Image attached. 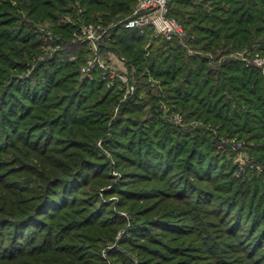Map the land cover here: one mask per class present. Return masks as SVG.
<instances>
[{"label":"trees","instance_id":"16d2710c","mask_svg":"<svg viewBox=\"0 0 264 264\" xmlns=\"http://www.w3.org/2000/svg\"><path fill=\"white\" fill-rule=\"evenodd\" d=\"M135 1L0 0V264H105L90 241L122 225L146 264H264V75L233 56L264 55V0H173L184 44L125 28ZM46 20L64 49L42 60ZM81 24L104 28L100 51L134 71L126 101L101 71L80 76ZM161 100L189 123L166 122ZM228 136L249 159L239 176L218 148Z\"/></svg>","mask_w":264,"mask_h":264},{"label":"rangeland","instance_id":"374dc122","mask_svg":"<svg viewBox=\"0 0 264 264\" xmlns=\"http://www.w3.org/2000/svg\"><path fill=\"white\" fill-rule=\"evenodd\" d=\"M135 3H136V1H135ZM134 6H135V4H134ZM134 6H133V8H134ZM129 15H128V17H129ZM50 26H51L50 22L47 20L35 24L36 32L39 34V35H37V37L38 38L40 37L43 40V43L41 42L42 45L40 46V55H39L40 56L39 58L42 60L49 59V58L53 57L57 52H60L62 49H64V45H62L59 42L60 36L55 34ZM106 36H107V34L104 37L105 39H106ZM187 36L189 37L188 34H187ZM104 40H103V42H104ZM71 42H74V39H72ZM100 45L103 46V43L100 42V44H99V52H100L99 54L103 55L106 58L111 57V58L117 59L119 67L123 68L124 71L126 70L127 73L130 74L131 77L134 79V82H135L134 83V90L132 93H129L127 95L125 94V90H123V91L120 90L119 85L117 86L115 84V85L108 86V84L106 82V87H108V88L117 87L121 91V98H120L119 102H124L131 97V95L135 92V89H136V81H135V77H134L135 75H133L134 71L129 70L127 65L125 64V61L123 60V58H121L119 55H117L113 51L110 50V51L105 52V53L100 51ZM90 54H91V51H89V53L87 54V57L85 58L83 64L80 66V72H81V68L86 64L87 58ZM253 55L254 56L252 58H250L248 56V54H244L243 52H234L233 56L240 58L247 65H253V66L259 68V66L257 64H255L252 59L257 55L259 56V58L264 59V55H261L259 53H255ZM31 72H32V68L26 67L22 72H19V77L23 78L24 76L29 75ZM261 72H262V70H261ZM101 74H102V72H101ZM262 74H263V72H262ZM80 76H81V73H80ZM149 81L152 83L156 82V81L152 80L151 77L149 78ZM159 104H160V110L162 113V118L166 122L173 124V125H177V126H184V125L189 123V122H186L184 120V117L182 116V114L180 112L173 111V109H171L172 107L168 101H165V100L162 101L161 100L159 102ZM117 109H118V107L115 108V114L117 113ZM192 123L195 126L196 125H198V126L203 125L197 121H193ZM207 127H209V126H207ZM96 143H97V146L101 150L102 149L101 140H98ZM224 146H227L228 148L234 150L235 156L232 158V164H235L238 167V169L235 171V176L241 175L242 172H244V169H245L244 166L246 164H248V162H249L248 156L244 150V142L236 139V137H229L228 136V137L221 138V145H218V148H222ZM103 151L105 152L106 156L109 159H112V157L110 156V154L107 150H103ZM260 171H261V168L258 167L257 172L260 173ZM109 174H111V176L113 177L112 183H114V182L117 183L120 180V177H121L120 172L115 167H113V165H112V167H110ZM110 186H111V184L106 186V188H109ZM104 187L99 189V194H100L99 197L102 199V201L107 202L108 204L110 203V205L112 206V209L114 211H116L118 214L127 218V220L130 222V217L127 215L126 210L121 208V207H118L116 205V201H118V198H119L118 195L117 194H114V195L103 194L102 192H103ZM126 236H129V234H128L127 230L124 228V225H122V226H119V228L116 230L113 240H107L106 242H102L100 240H93L92 242L90 241V244H94V246H98V255L100 256V258L102 259V261L105 264H120L119 262L114 261V258L110 254L111 251L114 249H119L122 253L127 254V256H128V258L132 264H146L147 261L144 258H142L138 252L131 251V250L128 251L127 248L124 247V245H121L120 242Z\"/></svg>","mask_w":264,"mask_h":264},{"label":"built area","instance_id":"2783aa9c","mask_svg":"<svg viewBox=\"0 0 264 264\" xmlns=\"http://www.w3.org/2000/svg\"><path fill=\"white\" fill-rule=\"evenodd\" d=\"M172 2L173 0H136L131 14L122 23L125 28L142 32L150 30L154 37H162L166 41L178 40L184 44L189 37L182 24L170 15ZM105 35L104 28L93 24H81L74 32V42L87 43L91 51L86 64L81 68V76L92 78L97 69L102 72V78L108 86L116 84L121 91L125 90L126 95L132 93L135 82L131 75L119 67L117 59L99 54V44ZM252 60L264 74V59L257 55Z\"/></svg>","mask_w":264,"mask_h":264}]
</instances>
